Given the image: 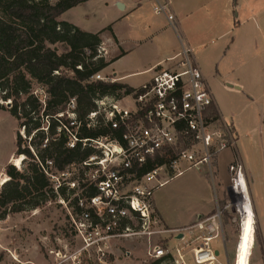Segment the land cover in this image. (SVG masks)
<instances>
[{
    "label": "built area",
    "instance_id": "2783aa9c",
    "mask_svg": "<svg viewBox=\"0 0 264 264\" xmlns=\"http://www.w3.org/2000/svg\"><path fill=\"white\" fill-rule=\"evenodd\" d=\"M156 4L157 13L166 16L175 27L176 17L170 2L156 0ZM106 54L101 45L98 56ZM92 81L114 83L113 79L103 77L101 73ZM128 100L132 102V108L124 105ZM96 103L98 111L89 116V126L96 127L101 116L104 125L111 130H121V137L120 141L112 135L82 140L84 145L89 144L99 152L78 166L97 168V175L93 176L91 183L96 186L98 195L90 199L75 196L78 197L80 211L77 215L71 214L74 240L72 244H65L63 250L50 251L59 260L57 264H131L132 253L127 252L125 258H121L116 250L117 242L143 238L152 243L154 238L166 240L165 235L185 241V245L176 247L174 252L154 247L148 251L150 259L172 256L171 264H190L185 250L197 243L190 249L192 263L217 264L213 243L222 238L223 211L220 205L212 215L181 230L163 227L153 205L155 191L172 176H181L188 170L206 165L213 179V168L219 155L236 148L237 135L233 124L220 118L194 50L183 46L177 55L156 67L149 83L130 96L120 101L105 98ZM75 110L76 100L72 99L67 112L74 121L72 126L77 125ZM66 130L70 136L69 146L74 147L78 140ZM181 144L186 149L178 153ZM173 154H177L175 159ZM158 156L165 157L166 163L138 178V171ZM73 167L77 166L70 168ZM67 171L60 176H68ZM229 171L232 174L231 188L237 186L242 176L246 179L240 160L231 163ZM131 180L136 185L125 192ZM70 185L75 189V183ZM60 186L57 185L56 189ZM230 203L228 200L224 209H229Z\"/></svg>",
    "mask_w": 264,
    "mask_h": 264
},
{
    "label": "trees",
    "instance_id": "16d2710c",
    "mask_svg": "<svg viewBox=\"0 0 264 264\" xmlns=\"http://www.w3.org/2000/svg\"><path fill=\"white\" fill-rule=\"evenodd\" d=\"M88 1L0 0V109L4 108L2 102H10L9 112L19 125L16 157L24 158L20 169L12 164L5 168L0 221L57 201L70 202L77 215L78 197L70 200L76 189L69 190L62 184L56 189L54 177L58 179L70 167L99 155L82 140L112 135L120 141L121 130H111L101 116L96 127L89 126V116L98 111L97 101L105 98L120 101L136 90L116 82L92 81L111 63L98 56L101 33H86L59 20L65 12ZM59 44L68 51L60 55L50 47ZM34 84L41 87L43 95L34 93ZM72 99L76 100L75 126L67 113ZM66 129L78 140L74 147L69 146ZM185 149L181 144L178 153ZM177 154H173V159ZM165 163L166 158L158 156L139 170L137 177ZM80 186L82 197L90 199L98 195L94 183ZM255 236L259 240L256 225ZM172 261V256H167L148 264Z\"/></svg>",
    "mask_w": 264,
    "mask_h": 264
},
{
    "label": "crops",
    "instance_id": "0c3cea01",
    "mask_svg": "<svg viewBox=\"0 0 264 264\" xmlns=\"http://www.w3.org/2000/svg\"><path fill=\"white\" fill-rule=\"evenodd\" d=\"M168 1L176 17L175 27L166 16L157 13L156 0H89L65 12L59 20L86 33H101L102 46L107 51L105 57L111 62L101 75L135 90L151 81L156 67L177 55L183 46H190L213 93L220 118L233 124L238 137L234 150L240 158L238 145L243 141L259 136L264 141V0ZM213 89L223 103L216 99ZM224 92L245 100V107L254 106L258 110L257 121H243L239 114L230 113V108L223 106ZM223 153L216 162L219 179V158ZM225 160L229 169L232 161L228 157ZM244 168L261 249L256 257L253 245L249 264H264V162L257 170ZM223 180L222 185L226 178ZM173 182L170 180L158 188L153 198L154 209L167 230L192 226L197 220L212 215L220 205L217 198L212 199L210 186L206 184V209L192 216L185 214L177 205V189L170 186ZM164 189L167 190L162 194ZM164 237L176 241L177 247L185 245V241L170 235ZM225 238L223 224L221 239L226 256ZM214 248L217 264H221V251L218 245ZM30 264L39 262L35 260Z\"/></svg>",
    "mask_w": 264,
    "mask_h": 264
},
{
    "label": "rangeland",
    "instance_id": "374dc122",
    "mask_svg": "<svg viewBox=\"0 0 264 264\" xmlns=\"http://www.w3.org/2000/svg\"><path fill=\"white\" fill-rule=\"evenodd\" d=\"M50 47L54 50L56 49L60 55L68 51L67 47L60 44ZM104 58L106 62H109L108 57L104 56ZM33 91L39 96L43 95L41 87L37 84H34ZM213 92L215 94L214 89ZM215 95L216 99L222 102L221 99L219 100L217 94ZM222 97L224 101L223 106H228L230 108V113L233 115L239 114L243 121H250L253 123L257 121L258 110L256 111L254 106L249 108L245 107V100L240 99L234 94L224 92ZM8 104H10V102H2L4 108L0 109V191L2 188L1 184L3 183L2 180L6 178L4 175L5 168L9 164L15 165L19 169L21 168V164H18V160L20 161L21 158L16 157V138L19 132V125L16 119L11 116L9 112L11 105ZM124 105L130 108L133 107L130 100L126 101ZM262 140L263 139L259 136V138H249L247 141H243L239 144V151L242 156H240V158L234 149L227 150L226 152L224 151L219 158L221 163L220 179L216 163L213 168V179L208 173V167L206 165L201 166L199 169L188 170L181 176L176 177L174 175L171 177V180H174V182L170 186H175L174 188L177 189V205L179 210L183 211L185 214L192 216L206 209L208 204L206 184L210 186L212 199H214V201H216V198L219 200L220 208L223 211L225 239L228 243L227 257L225 256V250L222 246V239L213 243V246L215 247L218 245L221 251V264L236 263L242 220L236 209L237 201L230 196L232 174L228 169V165H226L225 158L228 157L232 163L240 160L243 168L246 167L250 170H257L264 162V141L262 142ZM183 166H185V164H183ZM96 170L97 168L95 166L89 170L78 166L70 168L67 171L68 176L62 177L59 175L56 180V186L62 184L66 188L73 189L70 184L75 183L76 195L71 197L70 200L72 201L75 196L82 195L83 191L80 184L92 182L94 180L93 176L97 175ZM225 178V183L222 185L220 181ZM83 179L84 181L81 182ZM135 185L133 180L129 181L124 191L129 192ZM166 190L167 189H164L162 194H164ZM228 200L231 201V203L230 208L226 210L224 208L227 206ZM69 203L70 202L63 203L62 201L48 203L38 210L12 215L5 221H0V246H2L0 247V262H4L0 264H19L16 260H18L20 264H30V262H34L35 260L39 262V264H57L59 260L57 261L56 257L50 254V251L63 250L65 244H72L74 240L71 228V214L74 215V212ZM1 212L2 210L0 211V216ZM175 242L176 241H173V239L164 240L160 237L154 238L152 243L143 238L123 239L116 243V250L121 258H125L126 253L131 252L132 257L129 261L131 264H148L153 261L148 257V251L150 249L160 247L174 252V249L177 247ZM254 246L255 256L257 257L260 255L261 249L258 240H256V236ZM185 253L189 263L193 264L191 254H188L190 253L189 248L185 250Z\"/></svg>",
    "mask_w": 264,
    "mask_h": 264
},
{
    "label": "bare ground",
    "instance_id": "6f19581e",
    "mask_svg": "<svg viewBox=\"0 0 264 264\" xmlns=\"http://www.w3.org/2000/svg\"><path fill=\"white\" fill-rule=\"evenodd\" d=\"M23 159L18 160V164H22ZM246 182L242 176L237 186L232 188V194L237 201L236 208L242 218L239 254L238 259L236 258L238 264H249L255 240V217L249 202Z\"/></svg>",
    "mask_w": 264,
    "mask_h": 264
},
{
    "label": "water",
    "instance_id": "95a60500",
    "mask_svg": "<svg viewBox=\"0 0 264 264\" xmlns=\"http://www.w3.org/2000/svg\"><path fill=\"white\" fill-rule=\"evenodd\" d=\"M8 105H10V104H8ZM230 191L232 192V188H230Z\"/></svg>",
    "mask_w": 264,
    "mask_h": 264
}]
</instances>
